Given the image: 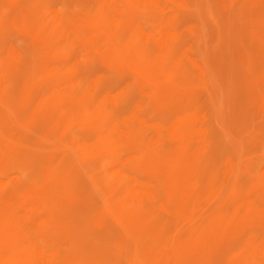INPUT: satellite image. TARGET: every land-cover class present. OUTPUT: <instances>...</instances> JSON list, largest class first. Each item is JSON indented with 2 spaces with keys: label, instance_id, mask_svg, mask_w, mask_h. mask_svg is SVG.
<instances>
[{
  "label": "rangeland",
  "instance_id": "rangeland-1",
  "mask_svg": "<svg viewBox=\"0 0 264 264\" xmlns=\"http://www.w3.org/2000/svg\"><path fill=\"white\" fill-rule=\"evenodd\" d=\"M138 1L0 0V264H264V0Z\"/></svg>",
  "mask_w": 264,
  "mask_h": 264
},
{
  "label": "bare ground",
  "instance_id": "bare-ground-1",
  "mask_svg": "<svg viewBox=\"0 0 264 264\" xmlns=\"http://www.w3.org/2000/svg\"><path fill=\"white\" fill-rule=\"evenodd\" d=\"M139 1H140V0H139ZM139 1H138V2H139ZM144 1H146V2L149 4V7H150V6H154V7H155V6L158 5V3H157L155 0H144ZM246 1H247V0H246ZM183 3H184V2H183ZM141 4H142V3H141ZM147 6H148V5H147ZM171 6H172V5H171ZM183 7H184V6H183ZM152 8H153V7H152ZM117 12H118V11H117ZM98 13H99V11H98ZM100 13H102V11H101ZM118 14H121V13H117V15H118ZM4 17H5V16H4ZM109 21H111V20H109ZM110 23H111V22H110ZM113 23H114V22H113ZM115 24H117V23H115ZM115 24H114V25H115ZM111 27H112V25H111ZM125 27H126V26H125ZM125 27H124V28H125ZM126 28H127V27H126ZM96 29H98V28H96ZM105 29H107V28H105ZM116 30H117V29H116ZM90 31H91V30H90ZM90 31H89V32H90ZM100 31H101V30H100ZM102 31H103V30H102ZM123 31H124V30H123ZM96 33H97V32H96ZM7 35H8V34H7ZM93 35H95V34H93ZM96 35H97V34H96ZM91 36H92V35H91ZM145 36H146V35H145ZM185 36H186V35H185ZM186 37H187V36H186ZM165 38H166V37H165ZM60 39H61V38H60ZM237 39H238V37H237ZM62 40H63V39H62ZM150 40H154V37L151 36V37H150ZM63 41H64V40H63ZM190 41H191V40H190ZM26 42H27V41H26ZM64 43H65V41H64ZM10 44H11V43H10ZM19 44H21V43H19ZM100 44H101V43H100ZM158 44H159V43H158ZM22 45H23V44H22ZM24 45H25V43H24ZM156 45H157V44H156ZM40 48H41V47H40ZM45 49H46V48H45ZM155 49H158V48L155 47ZM41 50H42V49H41ZM117 50H118V49H117ZM49 51H50V50H49ZM23 52H24V51H23ZM50 52H51V51H50ZM72 52H73V51H72ZM54 53H55V52H54ZM56 53H57V52H56ZM12 54H13V53H12ZM10 55H11V54H10ZM13 55H14V54H13ZM18 55H19V54H18ZM113 56H114V55H113ZM113 56H112V57H113ZM37 57H38V56H37ZM51 60H53V59H51ZM56 60H58V59H56ZM86 65H87V63H86ZM192 65L194 66V68L198 66V65H197V62H192ZM20 67H21V66H20ZM190 67H191V66H190ZM21 68H22V67H21ZM211 69H212V68H211ZM211 69H210V70H211ZM17 70H18V69H17ZM197 70H198V69H197ZM200 72H201V71H200ZM200 72H198V74H199ZM80 73H81V72H80ZM76 74H77V73H76ZM202 75H203V74H202ZM59 77H60V76H59ZM90 77H92V76H90ZM201 77H202V76H201ZM253 77H255V76H253ZM92 78H93V77H92ZM132 79H133V78H132ZM187 79H188V78H187ZM236 79H237V78H236ZM240 79H241V78H240ZM253 79H254V78H253ZM112 81H115V80H112ZM87 84H88V83H87ZM114 84H115V83H114ZM117 84H118V83H117ZM117 84H115V85H117ZM210 86L212 87L211 84H210ZM73 87H74V86H73ZM114 87H115V86H114ZM214 88H215V86H214ZM61 90H62V89H61ZM207 96H208V95H207ZM109 100H110V99H109ZM227 102H228V101H227ZM110 104H111V103H110ZM8 106H9V105H8ZM8 106H6V107L8 108ZM9 108H10V107H9ZM194 109H195V108H194ZM196 110H198V109H196ZM200 111H201V110H200ZM5 112H7V111H5ZM0 119H1V118H0ZM197 119H200V118H197ZM200 120H201V119H200ZM176 121H179V120H176ZM175 123H176V122H175ZM175 123H174V124L171 123L172 125H170V126L168 127V129H165V131L168 130V132H169V128H170V127H175ZM177 124H179V122H177ZM177 124H176V125H177ZM173 125H174V126H173ZM200 125H201V124H200ZM144 126H145V125H144ZM177 126H178V125H177ZM198 126H199V125H198ZM148 128H149V127H148ZM87 129H88V127H87ZM91 129H92V128H91ZM96 129H97V128H96ZM170 129L172 130V128H170ZM88 130H89V129H88ZM148 130H149V129H148ZM156 130L160 131V130H161L160 126H157ZM174 130H175V128H174ZM95 131H97V130H95ZM98 131H99V130H98ZM101 131H102V130H101ZM101 131H99V132H101ZM179 131H180V130H179ZM200 131H201V133H202V131H204V130H200ZM75 132H76V131H75ZM89 132H90V131H89ZM91 132H92V131H91ZM168 132H166V134H167ZM207 132H211V131L209 130V131H207ZM173 133H174V132H173ZM201 133H199V134H201ZM169 134H170V132H169ZM202 134H203V133H202ZM167 135H168V134H167ZM167 135H166V136H167ZM175 135H178V134H175ZM197 136H198V133H197ZM197 136H196V137H197ZM170 137L172 138V136H169V137H167V140H168V138H170ZM201 137H202V135H201ZM119 138H120V137H119ZM171 138H170V139H171ZM199 138H200V137H199ZM199 138H198V139H199ZM117 139H118V138H117ZM170 139H169V140H170ZM172 139H173V138H172ZM99 140H100V139H99ZM132 140H133V139H132ZM169 140H168V141H169ZM174 140H176V139H175V136H174ZM20 141H21V140H20ZM21 142H22V141H21ZM3 146H4V145H3ZM16 151H18V150H16ZM75 154L77 155V152H76ZM86 167H87V166H86ZM3 169H4V168H3ZM3 169L0 168V170H3ZM5 169H6V167H5ZM67 169H69V168H67ZM99 169H100V168H99ZM226 169H227V168H226ZM56 170H57V169H56ZM87 170H88V169H87ZM109 170H110V169H109ZM88 171H90V170H88ZM92 171H95V170H91V172H92ZM115 171L117 172V169H116ZM223 171H224V170H223ZM51 172H52V171H50V173H51ZM60 172H61V171H60ZM97 172H98V171H97ZM109 173H110V172H109ZM16 174H17V172H16ZM42 174H44V173H42ZM101 174H102V173H101ZM92 175H93V174H92ZM10 176H11V175H10ZM39 176H41V174H39ZM90 176H91V175H90ZM35 177H36V176H35ZM144 177H145V176H144ZM6 179H7V178H6ZM53 179H54V178H53ZM53 179H51V180H53ZM55 182H56V181H55ZM58 183H59V182H58ZM133 184H134V183H133ZM131 185H132V184H131ZM131 185H130V186H131ZM0 186H1V184H0ZM132 186H133V185H132ZM132 186H131V188H133ZM139 186H140V185H139ZM109 191H110V190H109ZM112 191H113V190H112ZM119 191H120V190H119ZM129 191H130V190H129ZM110 192H111V191H110ZM131 192H133V191L131 190ZM119 193H120V192H119ZM136 193H137V192H136ZM262 193H264V191H262ZM133 194H135V193L133 192ZM140 194H141V193H139V195H140ZM0 196H1V195H0ZM132 196H133V195H132ZM142 196H143V195H142ZM127 197H128V196H127ZM133 197H136V195L133 196ZM139 197H140V196H139ZM147 198L150 199L149 196H148ZM130 199H131V198H130ZM139 199H140V198H139ZM140 200H141V199H140ZM150 200H154V199H150ZM261 201H262V200H261ZM149 202H150V201H149ZM5 204H6V203H5ZM146 204H147V203H146ZM0 205H1V204H0ZM20 205H21V204H20ZM160 207H161V206H160ZM158 208H159V206H158ZM157 210H158V209H157ZM173 211H175V210H173ZM176 212H177V211H176ZM197 212H198V211H197ZM52 213H53V212H52ZM158 213H159V212H158ZM21 215H22V210H21ZM21 217H22V216H21ZM193 217H194V216H193ZM181 218H182V217H181ZM193 219H194V218H193ZM23 220H24V219H23ZM185 220H186V219H185ZM189 222H190V221H189ZM169 223H170V222H169ZM150 224H151V223H150ZM187 224H188V222H187ZM158 225H160V224H158ZM152 226H153V225H152ZM161 226H163V225H161ZM168 227H169V226H168ZM183 227H184V226H183ZM135 228H136V227H135ZM156 228H157V227H156ZM184 229H185V228H184ZM129 232H130V231H129ZM139 234H140V232H139ZM68 235H69V234H68ZM124 235H125V234H124ZM259 237H260V236H259ZM69 238H70V237H69ZM260 244H261V243H260ZM17 245H18V244H17ZM258 247H259V246H258ZM261 247L264 248V246H262V245H261ZM19 249H20V247H19ZM19 249H18V250H19ZM256 249H257V248H256ZM260 249H261V248H260ZM260 249L258 248V250H260ZM66 250H67V249H66ZM111 250H114V249L112 248ZM114 251H115V250H114ZM257 252H258V251H257ZM259 252H260V251H259ZM38 253H39V255L42 256L44 252H43V251H40V252L38 251ZM18 254H19V253H18ZM255 254H256V253H255ZM43 256H44V255H43ZM41 258H42V257H41ZM44 258H45V257H44ZM35 259H36V258H35ZM35 259H34V260H35ZM47 259H48V258H47ZM47 259H46V260H47ZM46 260H45V261L43 260L42 263H43V262L45 263ZM38 262H39V261H38ZM44 263H43V264H44ZM36 264H37V263H36ZM40 264H41V263H40Z\"/></svg>",
  "mask_w": 264,
  "mask_h": 264
}]
</instances>
